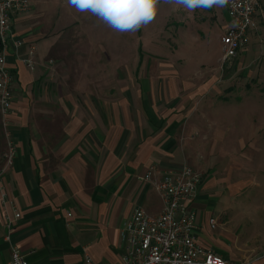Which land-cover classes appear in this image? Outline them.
<instances>
[{"label":"crops","instance_id":"0c3cea01","mask_svg":"<svg viewBox=\"0 0 264 264\" xmlns=\"http://www.w3.org/2000/svg\"><path fill=\"white\" fill-rule=\"evenodd\" d=\"M30 1L31 10L13 21L24 45L8 58L17 154L7 175L22 213L11 242L29 264H118L124 222L140 208L162 213L155 181L185 164L204 175L189 203L197 212L198 241L235 264H264V199L253 204L249 190L264 193L258 181L264 151L238 149L234 134L241 140L264 136V108L254 113L239 105L248 96H264V71L246 63L249 43L259 46L256 61L264 60V12L227 65L221 62L226 3L193 11L172 3L158 6L144 38L146 25L136 31V56L127 70L125 33L118 31L96 40L100 69L88 68L100 63L90 58L75 70L70 40L60 43L54 34L51 16L59 1ZM207 12H215L216 29L204 25L195 33L199 19L209 20ZM161 18L163 35L150 28ZM31 45L34 71L23 62ZM6 146L0 116V154ZM3 212L0 198V264H9Z\"/></svg>","mask_w":264,"mask_h":264},{"label":"built area","instance_id":"2783aa9c","mask_svg":"<svg viewBox=\"0 0 264 264\" xmlns=\"http://www.w3.org/2000/svg\"><path fill=\"white\" fill-rule=\"evenodd\" d=\"M260 0H228L226 3L229 26L221 35L222 65L233 62L247 45L249 34L258 29L256 13ZM31 10L30 0H0V116L7 140L0 154V198L4 210L5 240L11 246L9 264H29L27 255L12 244V232L22 213L10 194L7 175L14 164L17 145L12 140L14 76L8 65L10 52L18 51L24 40L15 31L13 21L17 15ZM37 50L29 47L23 62L34 71L37 67ZM150 171L147 178H150ZM203 173L185 164L164 172L155 186L164 202L159 215H151L140 208L122 226L125 253L118 264H235L202 245L196 235L197 212L189 203L198 193ZM211 225H217L216 218Z\"/></svg>","mask_w":264,"mask_h":264},{"label":"rangeland","instance_id":"374dc122","mask_svg":"<svg viewBox=\"0 0 264 264\" xmlns=\"http://www.w3.org/2000/svg\"><path fill=\"white\" fill-rule=\"evenodd\" d=\"M59 6L56 8L55 13L51 16L52 20L55 21L57 24V30L54 32L56 35V40L59 39L60 43L63 42L64 39L70 40V46L71 51L76 52L75 60H74V66L75 70L83 69V65L86 64V59H93L94 62H100L94 63L92 66H89V69H97L101 67L102 64V57L100 56V49L98 48L96 40L101 39L108 35V33H112L116 36V32L110 27L107 26L106 23L101 21L96 15L88 12V11H81L76 6L70 3V0H58ZM171 6L172 2L171 0H160L159 7L165 8L166 6ZM262 7V10L260 11V8ZM260 12V15L256 14V19L258 26L260 25V18H263V12H264V0H260V5L258 7L257 13ZM201 13V12H200ZM191 14V13H190ZM191 16V15H190ZM198 18H202V14H197ZM207 16L209 17V20L205 21L198 20V24L195 26L194 31L195 33L198 32L200 28H202L204 25L209 27L210 29H216V22H215V12H207ZM164 16L162 15V18ZM169 17V16H168ZM160 21H156L155 25L150 27L151 29L160 30L162 35L165 33H168L165 30V21L162 19ZM65 26L63 30H60L62 26ZM145 32H141L142 38L145 37L146 30L149 29L148 24L144 27ZM110 30V31H109ZM197 30V31H196ZM225 32V31H224ZM137 32H127L125 33V58H126V70L128 69V65L132 66V60L133 55L136 56L135 53H133V48L136 50V47H133L134 40L136 41V37L139 35L136 34ZM168 35V34H167ZM147 36V35H146ZM165 38V37H164ZM162 38L163 40H165ZM146 39V38H145ZM249 53L246 63L250 66V69L253 71H264V60L261 62H257L256 60L259 59L261 56V52H255L256 49H259V46H254L253 43H249ZM97 50H99L97 52ZM109 50H112V48H109ZM89 56H85V54L90 53ZM97 52V53H96ZM107 60V58H105ZM105 65H108L105 62ZM131 68V67H130ZM73 69V68H72ZM227 69L226 67L224 68ZM58 82V80L56 81ZM249 100L247 101H240L239 105L242 106L241 108H253L254 113H258L259 107L264 108V96L259 95H251L248 96ZM243 103V104H242ZM264 110H262L263 112ZM257 130V129H255ZM254 130V131H255ZM241 131V129L237 130ZM236 135V147L240 149L244 145V147H247V151H253L252 148L259 147L262 148L264 151V136L263 138H242V140H246L244 144H242L241 138H238L240 135L237 133H234ZM263 134H264V128H263ZM254 153V152H253ZM264 153V152H263ZM263 160V159H262ZM257 161V160H256ZM261 161V159H259ZM258 181L261 182V184H264V176L261 174H258ZM264 186V185H263ZM250 190V197L255 199L253 204H256L257 201H261L264 199V193L262 194L260 189L257 187H253ZM258 193H260L259 196H256ZM259 197V198H256ZM261 199V200H260Z\"/></svg>","mask_w":264,"mask_h":264},{"label":"clouds","instance_id":"9594fccd","mask_svg":"<svg viewBox=\"0 0 264 264\" xmlns=\"http://www.w3.org/2000/svg\"><path fill=\"white\" fill-rule=\"evenodd\" d=\"M188 11L223 5L228 0H171ZM160 0H96L86 11L96 15L108 27L120 33L136 32L157 15Z\"/></svg>","mask_w":264,"mask_h":264},{"label":"snow or ice","instance_id":"6c2138e0","mask_svg":"<svg viewBox=\"0 0 264 264\" xmlns=\"http://www.w3.org/2000/svg\"><path fill=\"white\" fill-rule=\"evenodd\" d=\"M96 0H70V3L76 6L81 11H86L88 7L94 4ZM218 2H223V0H218Z\"/></svg>","mask_w":264,"mask_h":264}]
</instances>
